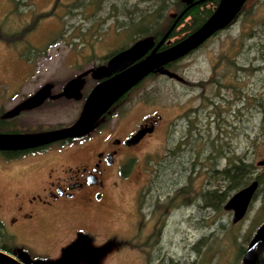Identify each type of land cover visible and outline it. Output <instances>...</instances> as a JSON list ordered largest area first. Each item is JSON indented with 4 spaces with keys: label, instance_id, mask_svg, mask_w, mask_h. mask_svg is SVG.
Returning a JSON list of instances; mask_svg holds the SVG:
<instances>
[{
    "label": "rangeland",
    "instance_id": "obj_1",
    "mask_svg": "<svg viewBox=\"0 0 264 264\" xmlns=\"http://www.w3.org/2000/svg\"><path fill=\"white\" fill-rule=\"evenodd\" d=\"M71 1H57L53 15L43 18L41 49L19 50L20 59L0 49V75H35L53 92L89 71L77 96L42 108V130L76 117L80 95L94 83L92 71L105 56L149 37H134L123 25L129 14L151 15L146 25L156 30L182 0H102L99 8L98 0H77V10L70 12ZM245 4L246 16L241 14L170 68L158 69L113 108L127 130L159 116L156 130L126 150L122 175L111 176L116 185L106 188L102 206L42 223V233L32 236L35 243L28 250L42 247V254L47 253L42 259L55 261L69 244L89 241V257L75 264H240L243 253L237 257V250L244 251L264 223V181L235 224L230 212L205 209L198 194L214 185L207 183L210 169L221 170L227 159L243 161L252 178H264V114L258 107L264 106V0ZM51 6L42 0V11ZM186 25H179L171 40L181 39ZM249 27L253 36L246 38L242 31ZM97 131L88 137L97 138ZM175 195L172 205H166ZM256 264H264V254Z\"/></svg>",
    "mask_w": 264,
    "mask_h": 264
},
{
    "label": "flooded vegetation",
    "instance_id": "obj_2",
    "mask_svg": "<svg viewBox=\"0 0 264 264\" xmlns=\"http://www.w3.org/2000/svg\"><path fill=\"white\" fill-rule=\"evenodd\" d=\"M57 1L60 2V0H50L51 8L48 11H42V0H0V49L6 52L12 51L16 59H20L19 50L41 49L42 20L53 15L54 9L58 6ZM201 1L206 0H191L190 4L201 3ZM215 5H211L212 8ZM77 8V0H72L70 12L71 9L75 11ZM184 8L170 16L171 20L166 24L161 35L156 38L149 36L145 39V41L150 40L151 44L142 57L153 50L168 30V34L157 46L155 52L167 48L178 40H171L173 36L171 33L189 20V16H182ZM137 44L139 43L133 45ZM23 58H26L23 62L25 64L29 60V55H24ZM108 59L100 66H106ZM88 74L89 71L88 73L85 71L76 78L80 80L81 88L75 96L85 86ZM152 74L144 77L127 91L79 138L24 150H0V252L11 256L19 264L20 262L35 264L36 261L75 264L77 260L89 257L91 253L89 241L69 244L61 250L60 260L55 261L43 260L42 258L47 257V253L42 254L40 246V251L37 249L30 251L26 247H30V243H35L31 239L32 236L42 233V223H53L55 222L53 219L63 213L80 214L103 205L106 188L116 185L111 180V176L122 175L120 166L125 159L126 150L137 146L153 134L160 119L159 116L145 118L135 123L133 130H127L125 125L123 126L124 122L118 120V113L113 108L123 101L129 92L156 75ZM106 77L94 79L92 71L91 78L94 83L83 96L80 95L82 100L76 117L61 127L42 130V108H45L47 104L56 106L58 101L70 100L75 96L66 98L63 95L64 86L61 90L53 92L51 84L42 86V80L36 81L37 76L28 73L13 76L0 75V136L38 135L67 127L78 117L85 97L92 87ZM45 87L49 91L48 96L43 100L41 96L39 101H32L38 93H42V88ZM110 122L113 123L112 126ZM96 129H98L97 138H89L88 134ZM105 130L106 134L100 136V133ZM146 130L150 131L145 132L135 144H128L138 131ZM51 150L52 153L55 151V156L48 161L47 153ZM74 158L78 160L70 163ZM68 159H70L69 162ZM52 161L55 162L56 167L53 166L54 164L48 167ZM17 242L20 245L16 247Z\"/></svg>",
    "mask_w": 264,
    "mask_h": 264
},
{
    "label": "water",
    "instance_id": "obj_3",
    "mask_svg": "<svg viewBox=\"0 0 264 264\" xmlns=\"http://www.w3.org/2000/svg\"><path fill=\"white\" fill-rule=\"evenodd\" d=\"M190 1L184 0L187 5L186 7L192 5ZM245 1L217 0L210 15L196 29L161 51L155 52L157 46L164 40L169 30L166 31L153 50L144 57L142 56L151 44L150 40L115 53L108 59L106 66H100L93 71L94 79L107 77L92 87L85 97L78 117L70 125L38 135L20 137L0 136V150H24L81 137L101 115L144 77L154 73L155 70L165 64L183 57L191 50L197 48L216 31L228 25ZM109 74H112V76H108ZM80 88V80H70L63 87V95L66 98H71L79 92ZM48 94V89L46 87L42 88V93H38L32 101H39L41 96L43 100ZM147 131L150 130L138 131L129 140L128 144H135ZM257 187V181L253 180L226 200L222 206V210L231 213V224H235L243 218ZM263 254L264 223L255 229L250 240L247 242L240 264H256ZM0 264L19 263L11 256L0 252ZM35 264L55 263L36 261Z\"/></svg>",
    "mask_w": 264,
    "mask_h": 264
},
{
    "label": "trees",
    "instance_id": "obj_4",
    "mask_svg": "<svg viewBox=\"0 0 264 264\" xmlns=\"http://www.w3.org/2000/svg\"><path fill=\"white\" fill-rule=\"evenodd\" d=\"M216 1L217 0H206L204 2L201 1V3H195V4H192L191 6H188V7H185L186 3L183 0L180 2L179 1L175 2L176 3L175 4L176 13L185 7L184 8L185 10H184V13L182 16H184V15L189 16V20L187 21V25L185 27L186 33L184 34V36H186L187 34L192 32L194 29H196L210 15L213 8L209 5H212V6L215 5ZM245 2L242 5V7L240 8V10L237 12L235 17L231 20V22L228 25H226L224 28L235 23L241 14L242 15L244 14V16L247 15V11L245 10V8H246ZM101 4H102V0H98L95 3L97 8H99ZM80 6H82V3H80ZM182 16H181V18H182ZM128 18H129V22H127L126 24L124 23L123 25L127 26L131 29V30L129 29L130 33L133 31L132 33L134 34V37H136V36L138 37L141 35H147V36H150L153 38H156L159 35H161L163 29L166 27V24H168V22L171 20L170 18L167 17L166 22L164 24V27H162L160 25L161 27L159 26L155 30V27H152V26L147 27V25H148L147 20L152 18L151 15H148V14L144 15V13H143V14L134 16V15L129 14ZM135 19H138V20H135ZM261 22H262L261 25H264V21H261ZM224 28H222V30ZM242 33H245L246 38H251L253 36L252 30L250 27L246 32L242 31ZM171 34L174 35L175 32L171 33ZM184 36H182V37H184ZM238 36H239V30H238ZM239 42H240L239 44L241 45V38L239 39ZM123 48L124 47H120L119 49H117L111 53L113 54V53L119 52ZM109 56L110 55L105 56L103 61H105L106 58H108ZM174 62H176V61L169 62V63L165 64L164 66H162L161 68L162 69L170 68ZM103 64H104V62H103ZM161 68H159V69H161ZM157 71H158V69L155 70L153 74H156ZM258 107L260 108V113L264 114V108H263L264 106L259 103ZM221 158L225 159V156L222 155ZM210 172H211V174H209V177L207 179V183H208V185H210L211 181H213L214 185L210 186V189H207V190L200 192L198 194V196H199V199L201 201V204H203L205 209L211 208V209H214V211H218V210L222 209V206L224 205L226 200H228V198L231 196V194L235 193L238 190L247 186L250 182H252V179L256 180L259 185L262 184L264 181L263 177L252 178L250 176V174H251L250 165H247L243 161L236 160V159H234L230 162L227 159L226 165L221 170L210 169ZM208 188H209V186H208ZM176 197L177 196L175 195L172 198L171 197L168 198L169 201L166 203V205H172V203H173L172 201ZM241 253H243V249L239 248L237 250V257H239L241 255Z\"/></svg>",
    "mask_w": 264,
    "mask_h": 264
}]
</instances>
